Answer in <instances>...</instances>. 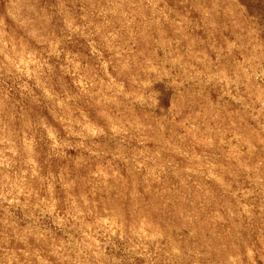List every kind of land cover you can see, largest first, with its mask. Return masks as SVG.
Wrapping results in <instances>:
<instances>
[{"label": "rangeland", "instance_id": "1", "mask_svg": "<svg viewBox=\"0 0 264 264\" xmlns=\"http://www.w3.org/2000/svg\"><path fill=\"white\" fill-rule=\"evenodd\" d=\"M0 264H264V0H0Z\"/></svg>", "mask_w": 264, "mask_h": 264}]
</instances>
